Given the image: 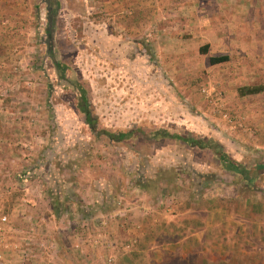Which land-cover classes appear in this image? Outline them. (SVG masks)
<instances>
[{
  "label": "rangeland",
  "instance_id": "obj_1",
  "mask_svg": "<svg viewBox=\"0 0 264 264\" xmlns=\"http://www.w3.org/2000/svg\"><path fill=\"white\" fill-rule=\"evenodd\" d=\"M58 1L54 23L48 0H9L0 19V63L8 64L0 77V166L48 180L53 207L37 221L24 216L21 226L0 194V217H9L3 244L17 255L4 257L32 264L65 241L81 250L79 264H264V99L240 93L264 89V55H251L252 70L243 56L244 37L249 47L264 35V0L250 11L244 0L193 9L180 0ZM246 13L263 22L245 32ZM216 56L228 60L211 64ZM82 89L93 126L80 108ZM156 131L212 141L254 180L224 170L212 149ZM194 186L210 195L208 250L172 240L184 235L174 214L190 207ZM148 209L162 227L142 234ZM8 225L22 228L26 246L9 241Z\"/></svg>",
  "mask_w": 264,
  "mask_h": 264
},
{
  "label": "crops",
  "instance_id": "obj_2",
  "mask_svg": "<svg viewBox=\"0 0 264 264\" xmlns=\"http://www.w3.org/2000/svg\"><path fill=\"white\" fill-rule=\"evenodd\" d=\"M180 1H181L180 8L182 7V9H184L185 7L186 8L189 7L190 9H193L196 7L204 8L205 6L206 8H208L210 6V2H206L205 0H191V1L180 0ZM3 3H4L2 7L3 13L0 14L1 21L5 20V16L7 17V14H8L7 11L10 7L9 0L7 1L3 0ZM260 4H261V0H250V1L244 0L242 5H243V8H249L248 11H250V8H252V6L256 8ZM10 14H14L15 16H18L15 13H10ZM259 14L255 15L253 20L250 17H248L247 13L244 15L243 27H244L245 32L247 31V28H248L247 25L250 24L251 22L259 23L262 21L261 15ZM2 23L3 22H1L0 25ZM3 27H4V24L0 26V30H2ZM191 32H194V31H191ZM207 32H210V31H206V33ZM192 36L195 37V34L193 33ZM200 37H202L205 41L210 39L207 36V34L202 35ZM244 38H245L244 53H243V56L245 59L244 70H247L248 67H249V70H252V67H250L251 66L250 62H252L250 58L252 57L251 55L255 57L254 58L255 60H257L258 54H259L258 57H260L261 55H264V50L260 52V50L263 49L260 47V45L264 43L263 42L264 35L263 37H260V36L256 37V39L254 40L256 42V45L251 44L249 47L247 44V41H248L247 36H245ZM208 43L209 42H207L204 47L200 48L202 52H207V48L209 46ZM252 46H255V48L252 50L248 49ZM203 49H206V50L204 51ZM260 61L262 65V61H264V59L260 58ZM7 68H8V64L0 63V72H1L0 77L3 76L1 74H3ZM254 68H256V64ZM255 98L264 99V89L258 91L256 93ZM244 113L248 114V112H244ZM259 114L255 115L256 118H258L257 116ZM258 120L261 121L260 124L264 123L263 122L264 119H262V117H259ZM15 168L16 167H14L13 165H10V163H3V165L0 166V181L2 183L0 194L3 196V198H6L7 202L8 200L11 201V204L6 206V209H7L6 211H8L7 213H10V216H12V218L15 219V222L19 220L21 223L20 225L24 226V216L28 215L35 221L37 218H39L43 214H47V215L51 214L53 207L50 204L51 202H49L51 198H50V195L48 194L47 186H46V184H48L49 181L46 179H41L40 177L28 178V176H25L24 171H22L23 169H19V171H16ZM209 185H210V182H209ZM45 190H46V193H45ZM192 190L193 191L190 193V204H189L190 207L187 208L185 211L180 210L177 212L178 214H174L175 217H179L178 221H180V224L182 225V230H183V232L180 234H184V235L178 236V239L176 240L175 239H172V240L175 243L178 241H182V246L180 248H183V245H185V243L192 242V244L199 246L202 249L205 248L208 250V248L210 247V208H209L210 207V195H207V192L206 193L204 192L199 193V191L196 192L195 186L192 188ZM194 192H196L195 195L193 194ZM202 201H204L205 203L202 206H200V202ZM145 214L147 215L153 214V215L148 218L146 217L147 215H145L146 219H143V221L141 222V225L143 226L142 234H145V233L148 234V232L154 230L156 226H157L156 229H159L158 227L160 224L162 225L161 222L163 219H159L158 221H153L152 217L155 216L156 213L150 209H148L145 212ZM11 222H12V219H11ZM9 225L7 226V228L9 227L8 232L11 235L6 234L9 241H14L12 243L14 244V246L21 245V247H24L25 242H22V240H19L21 236L20 231L22 230V228L20 226H16L18 228L10 232L11 225L10 226ZM161 225L160 227H162ZM113 227L115 230L117 228V225H114ZM79 242L81 245L84 244V241L79 240ZM165 242L169 244L168 241H164L162 242L163 247H166ZM26 244L27 243H25V246ZM57 248L59 249V247ZM57 248L51 249L50 251L48 249L42 254V256L37 257V259L34 260L32 264H79L80 259L78 257H81L80 249L72 248L73 249L72 250L69 246L67 247V243L65 241H63V244L61 243L62 249L60 251L57 250ZM87 249L88 247L85 248V250ZM0 251L3 254H7V255L9 254L12 258L17 257V255L14 254L15 250L11 249V251H9L8 247H6L5 245L0 247ZM75 252H77L78 254H76ZM208 261L210 262V260Z\"/></svg>",
  "mask_w": 264,
  "mask_h": 264
},
{
  "label": "trees",
  "instance_id": "obj_3",
  "mask_svg": "<svg viewBox=\"0 0 264 264\" xmlns=\"http://www.w3.org/2000/svg\"><path fill=\"white\" fill-rule=\"evenodd\" d=\"M49 4H48V16L51 19L52 23L55 22V15L57 14V10L59 7V1L58 0H48ZM204 51L206 49H203ZM228 60V56H219V57H211L210 58V62L211 64H217L220 62H224ZM59 64V63H58ZM61 65H57V69H60ZM60 74L63 77V73L60 72ZM257 91H259L258 89H254V88H248V89H244L241 88L240 89V93L242 95L245 94H253L256 93ZM80 108L81 110L84 112L85 116H86V120L87 123H89L90 125L93 126V119H92V112H90L89 108H88V98H87V94L86 91L84 89H82L81 91V96H80ZM93 129V128H92ZM96 134H100V132L102 131H98L95 130ZM133 132H126V133H121L118 137L119 140H123L129 136H131ZM155 136L157 135V137H162V136H167L169 138H174V139H178V140H182L183 142H185L186 144H188L191 147H199V148H209L212 149L214 151V153L216 154V156L219 158L221 164H222V168L226 171L238 174L243 176L248 182H251L252 180H254V178L251 176V171L250 169H248L243 163L237 161L236 159L231 158L227 153H225L224 151H222L219 148V145H217L216 143L209 141V140H203L200 138H193V137H182L181 135L178 134H172L170 135V133H162V132H154ZM112 136V135H111ZM172 264H178L177 262H174ZM181 264V263H179ZM183 264V263H182ZM198 264H228L226 262H202V263H198Z\"/></svg>",
  "mask_w": 264,
  "mask_h": 264
},
{
  "label": "built area",
  "instance_id": "obj_4",
  "mask_svg": "<svg viewBox=\"0 0 264 264\" xmlns=\"http://www.w3.org/2000/svg\"><path fill=\"white\" fill-rule=\"evenodd\" d=\"M8 222H9L8 215L3 214L0 217V247L5 245V244H3L5 241V229H6V227L4 225H6ZM33 229H34V227H31L32 231H33ZM95 242H97V241L95 240ZM132 245H133L132 243H128L125 245V247L130 248V247H132ZM110 260H112V259H110ZM0 264H12V261L6 259L4 257V254L0 252Z\"/></svg>",
  "mask_w": 264,
  "mask_h": 264
}]
</instances>
